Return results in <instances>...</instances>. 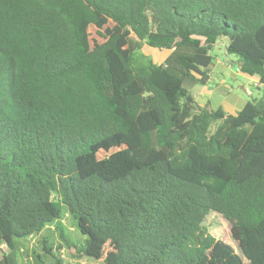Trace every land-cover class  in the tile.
<instances>
[{
  "label": "trees",
  "instance_id": "1",
  "mask_svg": "<svg viewBox=\"0 0 264 264\" xmlns=\"http://www.w3.org/2000/svg\"><path fill=\"white\" fill-rule=\"evenodd\" d=\"M221 38L264 89V0H0V264H63L54 230L102 264H264V97L194 98Z\"/></svg>",
  "mask_w": 264,
  "mask_h": 264
},
{
  "label": "rangeland",
  "instance_id": "2",
  "mask_svg": "<svg viewBox=\"0 0 264 264\" xmlns=\"http://www.w3.org/2000/svg\"><path fill=\"white\" fill-rule=\"evenodd\" d=\"M224 41L225 38H221L220 40H218L217 43L212 47L210 51V55L216 58V60L219 59L223 62L229 61L230 63V61H234L237 58L232 55L231 56L225 55L222 47V42ZM167 53H168L167 51L164 50L158 51L156 49H151L147 46H144L139 51V54H143L144 56L147 57V60H151L156 64L162 62L165 59V55ZM230 66L232 69L231 71L229 70V72L233 74L231 77L229 76L224 80L225 86L230 88L236 94H240V98L242 97L244 101H251L253 98L257 97L258 92L256 91V88L253 86V84L247 83V80L245 78L241 77L240 75L239 76L236 75L237 70L235 63L232 62ZM215 74L217 75L216 69H215ZM241 85H244L245 88L247 87L250 89L251 93L253 94L252 96L253 98H251L249 95L247 96L241 90L242 87ZM62 224L69 235L70 241L72 242L81 241V238L73 229L72 221L67 214L63 215ZM203 226L206 228L207 232L215 239L222 240L223 242L228 243L231 246H234V243L230 238L229 225L218 214L213 212L209 213L205 218ZM51 240L53 241V253L55 254L56 257L62 260L63 264H102L101 261H93L82 255H78L71 250H68L64 246L62 240L58 237V234L56 233L55 230L51 234ZM21 243H23V240H21ZM27 243L30 246V248H34L36 249V251H38V247L36 246V241L34 240V238L29 239ZM27 261L31 263V260L29 258H27Z\"/></svg>",
  "mask_w": 264,
  "mask_h": 264
},
{
  "label": "crops",
  "instance_id": "3",
  "mask_svg": "<svg viewBox=\"0 0 264 264\" xmlns=\"http://www.w3.org/2000/svg\"><path fill=\"white\" fill-rule=\"evenodd\" d=\"M235 63L234 61H221L217 59L215 61V66L213 72L209 75V83L206 86L196 88L194 91V98L198 106L202 107L204 105L209 104L213 110L222 109L227 114L234 115L238 111H240L248 101H244L242 97L240 98V94H236L230 88L225 86V79L227 77H231L233 73L231 71V63ZM236 66V75H240L241 77L247 80V83H252L258 92L257 97L253 98V94L251 93L249 88H245L244 85H241V90L245 93V90L250 91V97L252 100H257L264 97V89L259 85L258 79L256 77H248L246 75L238 72V67ZM215 69L216 73L215 74ZM215 74V75H214ZM217 82V83H216ZM244 84V83H243ZM246 94V93H245ZM247 95V94H246ZM248 96V95H247Z\"/></svg>",
  "mask_w": 264,
  "mask_h": 264
},
{
  "label": "built area",
  "instance_id": "4",
  "mask_svg": "<svg viewBox=\"0 0 264 264\" xmlns=\"http://www.w3.org/2000/svg\"><path fill=\"white\" fill-rule=\"evenodd\" d=\"M245 93L247 94V95H250L251 93H250V91L249 90H245Z\"/></svg>",
  "mask_w": 264,
  "mask_h": 264
}]
</instances>
